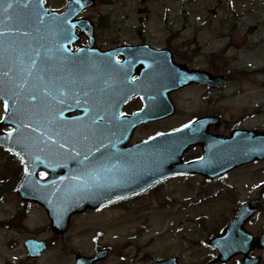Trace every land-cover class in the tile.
Masks as SVG:
<instances>
[{
	"label": "water",
	"instance_id": "water-1",
	"mask_svg": "<svg viewBox=\"0 0 264 264\" xmlns=\"http://www.w3.org/2000/svg\"><path fill=\"white\" fill-rule=\"evenodd\" d=\"M44 1L4 0L13 4L6 12L0 4V100L9 103L3 116L9 119L2 117L0 121V145L24 156L32 176H24L17 194L22 201L44 208L54 233H65L71 215L139 193L171 174L199 173L217 177L264 158V133L236 132L230 138L201 145L202 158L184 164L183 154L197 145L193 136L196 131L191 129L194 124L126 146L131 131L138 124L174 113L168 96H154L153 110L143 109L133 116L118 117L120 104L131 92L122 95L116 109L103 117L99 103L91 102L93 96L100 98L99 94L91 92L101 83L113 82L122 72L105 69L100 63H88L80 49L69 51L70 44L78 41L75 29L86 35L89 43L94 42L91 22L75 17L93 6L95 0H81L80 4L69 0L66 10L60 14L48 12ZM67 29L72 33L70 40L65 39ZM151 55L154 68L150 76L173 84L168 90L194 82L211 86L209 74L176 65L168 51H152ZM165 55L167 60L163 61ZM222 81L217 77V82ZM110 89L108 91L113 90ZM109 93L115 94L114 91ZM32 96L36 99H31ZM61 111L63 116L59 115ZM117 125L121 126L122 134L115 133ZM3 127H14L18 131L6 138ZM21 139L23 143H18ZM37 156L41 158L39 162L35 161ZM39 172H47V178L38 181ZM254 212L255 209L242 205L223 233L208 242L217 249V257L202 264L226 263L239 254L243 258L238 264H258L260 259L250 258L248 254L264 248V228L256 238L244 229ZM25 247L32 259L45 250L44 243L34 240H28ZM107 254V250L89 258L76 254L75 264L103 262ZM151 264L177 262L170 258Z\"/></svg>",
	"mask_w": 264,
	"mask_h": 264
},
{
	"label": "rangeland",
	"instance_id": "rangeland-1",
	"mask_svg": "<svg viewBox=\"0 0 264 264\" xmlns=\"http://www.w3.org/2000/svg\"><path fill=\"white\" fill-rule=\"evenodd\" d=\"M66 2L46 0L45 7L60 12ZM84 16L94 22L102 45L145 42L182 54L199 68L215 60L219 68L225 65L223 72L230 71V81L215 98L205 102L201 91H183L173 100V117L142 128L137 136L211 111L220 114L226 135L232 128L264 130V0H96ZM3 114L0 101V119ZM9 155L0 148V181L21 167ZM20 176L0 188V264H74L73 254L88 256L103 248L109 249L104 264H148L171 256L180 264H198L215 256L207 241L230 223L242 203L259 208L247 231L257 236L264 227V160L208 185L167 182L128 203L75 215L63 237L51 233L38 206L15 218ZM29 238L47 244L36 260H29L23 247ZM252 255L264 264V250Z\"/></svg>",
	"mask_w": 264,
	"mask_h": 264
},
{
	"label": "flooded vegetation",
	"instance_id": "flooded-vegetation-1",
	"mask_svg": "<svg viewBox=\"0 0 264 264\" xmlns=\"http://www.w3.org/2000/svg\"><path fill=\"white\" fill-rule=\"evenodd\" d=\"M122 45H131V46H134V45H148L147 43L145 42H125V43H116V44H110V45H107V44H101V43H97L96 42V46L98 47V49L102 50V51H106V50H109V49H112V48H116V47H119V46H122ZM81 46H87V44L85 42H81ZM198 46V45H197ZM86 48V47H84ZM173 53V56H174V59L176 62L178 63H184L185 65H187L188 67L192 68V69H202V70H205L213 75H222L224 76L225 78V82L218 85L217 87L213 88V87H205L203 85H191V86H188V87H185V88H182V89H179L177 91H174L172 93H170L169 97L171 98V101L173 102V100L175 101V97H177L181 92L183 91H186L188 89H197L199 91H201L203 93V95L206 97L205 98V102H208L210 101V99H208L209 97H216V94L218 92H220L224 87L225 85L228 84V82L230 81V71H225L224 69V72H223V68L225 67L224 64H221L220 65V68L218 67V63L217 61L215 60H212L208 66L206 68H199L197 67L195 64L191 63L188 61V59H184L183 58V55L181 54H177L176 52L172 51ZM119 57V60H121V57ZM144 65H138L137 66V70L138 72H142V70H144ZM135 79L132 78V81H137V75L134 76ZM140 86H144V84H140ZM147 86V85H146ZM146 97L148 96H151V94L149 93L148 90H146V95H144ZM212 102V101H211ZM143 106V103L140 99V97H133L131 100H129L122 108V112L123 113H126V114H133L137 111H139ZM211 117L212 119L207 122V123H204L202 125L199 126V131H196L194 134L196 136L199 137V140L201 141H204L206 140L205 136H203L202 134L204 135H207V136H218V137H225L229 134V132L233 129H241V128H232L230 129V131L228 132V134L226 135L223 131H222V126H223V119L220 117V114L216 113V112H203V113H200V114H196V115H193L191 117H189L188 120H185L181 123H179L178 125H175V126H171V127H166V128H163V129H160V130H157L156 132L154 133H151V134H148L146 136H142V137H139L137 136V133L139 130H141L142 128L148 126V125H151V124H154V123H146V124H143L139 127H137L134 131H133V135H132V138H131V141H130V144H135V143H139V142H142V141H145L147 140L148 138L152 137L153 135L157 134V133H162V132H167V131H172V130H175V129H179L183 126H185L186 124L196 120V119H199V118H209ZM170 118L168 119H165V120H162V121H159V122H156V123H160V122H164V121H167L169 120ZM239 122H236V124H238ZM241 123V122H240ZM235 127V126H233ZM198 152L197 155H194V156H190V157H187V155H190L191 153L193 152ZM201 156V151L199 148L195 147V148H191L189 150V152H187L184 157H183V160L184 162H190V161H194L196 159H198L199 157ZM250 165V164H248ZM248 165H245L243 167H246ZM243 167H240L236 170H239ZM235 171V170H234ZM232 171V172H234ZM23 170L21 169V176H20V180L23 176L22 174ZM231 172V173H232ZM230 174V173H228ZM228 174L218 178V179H208L206 177H203V176H200V175H185V174H181V175H175V176H171L169 178H166L164 180H162L161 182H159L158 184L152 186L151 188H149L148 190H146L145 192L141 193V194H138V195H134V196H129V197H126V198H123V199H120L118 201H115L113 203H108V204H105L103 206V208H107V207H111V206H115V205H120V204H123V203H128L130 202L131 200L133 199H136L138 197H142L146 194H149L150 192L152 191H156L160 186H163V185H166L167 182H175L177 186H185V187H190L191 184H193V180H195V182L198 183H203L205 185H208L212 182H216L218 180H221L223 178H225L226 176H228ZM39 177L42 179L44 177H42L41 175H39ZM33 204L32 203H26V202H21L18 200V205L16 206L17 208V214L15 215V218H21L22 214L24 213V211L26 212L27 210H29V208L32 206ZM25 214V213H24ZM24 216V215H23ZM13 221H17L16 219H14ZM71 221V220H70ZM5 224H11L9 223V221H4ZM55 237H57L56 235H54ZM63 237V236H62ZM99 251V250H98ZM98 251L94 252L92 255H94L95 253H97ZM178 259V258H177ZM132 263V262H131Z\"/></svg>",
	"mask_w": 264,
	"mask_h": 264
},
{
	"label": "snow or ice",
	"instance_id": "snow-or-ice-1",
	"mask_svg": "<svg viewBox=\"0 0 264 264\" xmlns=\"http://www.w3.org/2000/svg\"><path fill=\"white\" fill-rule=\"evenodd\" d=\"M80 2H81V0H76V3H77V4H80ZM0 4L3 5V8H4V11H5V12L7 11V9L13 7V4H12L11 2L5 3L4 0H0ZM53 19L55 20V19H57V18H56V17H53ZM68 23L71 24L70 21H69ZM66 31H67V35L65 36V39H69V40H70L71 37H72V33H71L70 29H67ZM0 34H2V33H0ZM69 51H70V50H69ZM81 51H83V50H81ZM39 55H40L39 52H37V53H36V56L39 57ZM109 55H114V54H109ZM118 60H119V57L117 56V61H118ZM35 65H36V61L33 60V61H32V66L35 67ZM29 75H31V73H29ZM133 79H135V77H133ZM46 90H47V89H46ZM84 94L87 95V93H84ZM31 99L35 100L36 97H35V96H32ZM4 109H5V112H7L8 109H9V103H8V100H5V101H4ZM59 115H60V116H63V112L61 111V112L59 113ZM119 115H120V116H126L127 114L121 112V113H119ZM134 115H135V114H134ZM3 119H4V120H7V119H9V117H8V116H5V117H3ZM97 119H100V117H97ZM13 123H15L14 120H13ZM21 127H23V125H21ZM28 127H31V125H28ZM185 127H187V125H185ZM17 131H18L17 128H14V127L6 129V133H7V137H6V138H11L12 133H15V132H17ZM37 131H39V129H37ZM157 135H162V133H157ZM18 143H23V140H22V139L19 140ZM65 147H66V145H65ZM16 155H17V156H20V159H21L22 162L24 161V156H22L19 152H17ZM85 159H87V157H85ZM40 160H41V158H40L39 156H37V157L35 158V161H36V162H39ZM33 166H35V162H34V165H33ZM50 166H51V162H50ZM24 173H25L26 177H30V176H32V172L30 171L29 166H28L27 163L24 164ZM47 175H48L47 172L41 173V176H42V177H47ZM26 182H27V181H26Z\"/></svg>",
	"mask_w": 264,
	"mask_h": 264
}]
</instances>
